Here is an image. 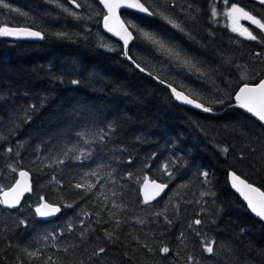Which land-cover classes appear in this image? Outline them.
Returning <instances> with one entry per match:
<instances>
[{
	"label": "trees",
	"instance_id": "trees-1",
	"mask_svg": "<svg viewBox=\"0 0 264 264\" xmlns=\"http://www.w3.org/2000/svg\"><path fill=\"white\" fill-rule=\"evenodd\" d=\"M141 1L156 14L122 11L134 37L128 55L212 111L176 102L121 56L119 41L101 30L100 41L94 33L103 11L95 0H89L91 19L56 14L26 25L43 34L39 40L0 36V185L15 176L9 165L26 169L32 180L16 209L0 205V264H187L189 254L200 264H264V223L226 180L232 170L264 191V128L230 106L243 83L236 65L264 62V43L231 34L224 16L211 14L213 3L221 11L238 3L264 20V6ZM9 147L13 152L4 151ZM144 175L167 183L149 203L138 192ZM41 197L60 207L54 218L37 217ZM205 239L215 241L212 254L203 251ZM163 246L168 254L159 252ZM101 247L105 252L94 255ZM25 250L39 255L30 259Z\"/></svg>",
	"mask_w": 264,
	"mask_h": 264
},
{
	"label": "snow or ice",
	"instance_id": "snow-or-ice-1",
	"mask_svg": "<svg viewBox=\"0 0 264 264\" xmlns=\"http://www.w3.org/2000/svg\"><path fill=\"white\" fill-rule=\"evenodd\" d=\"M49 2H52V0H49ZM69 3L74 4L76 7H81L79 3H77V0H68ZM101 3L104 4V6L108 9L109 15L104 16L105 21V28L112 32V27L109 26V20L115 15V9L125 7V8H138L141 12L148 13V15H154L156 13L149 12L148 8L144 7L143 4L140 3H125V0H100ZM225 4H228V0H224ZM56 3L59 5V0H56ZM259 3L261 5H264V0H259ZM0 7L4 9H10L13 12H18V9L11 8V6L5 2V0H0ZM64 11H68L67 8H64ZM74 17H77L76 13H70ZM211 14L213 20L218 15H226L229 17V19H234L238 21L240 18L247 20L250 22L251 25H255L256 28L260 30V33L254 34V30H249V28H244L241 26V28L233 27L232 31L237 32L239 31V34L241 36H246L247 39L258 41L260 43H264V35H261V33H264V20L258 19L255 15H252L249 11H246L245 8L240 7L238 3H232L230 8L227 9L226 13H219L217 11V8L215 4L213 3ZM233 14H239L237 17H234ZM164 19L167 20L169 24H171L174 28L179 29L181 32L184 31V29L181 27L179 23H177L175 20L170 19L167 16H164ZM131 27H135L133 25H129ZM121 27L125 31L126 35L122 36L121 39H123V45H124V55L132 61V63L135 64V67L139 69L141 72L144 71V68L140 66L139 63H136L131 56L128 55V46L130 41L134 39L131 32L127 31V28L124 27L123 23H121ZM116 35H119V33H115ZM187 34V33H186ZM57 35H64L63 33H57ZM145 37H148V33H143ZM190 35V34H188ZM0 36H28L32 38H43V34L39 31H33L31 28L27 27H0ZM154 44H158L161 49L165 47V45L160 42L153 40ZM102 47H108L109 50H111L110 46L106 44H102ZM178 55V54H177ZM256 56H261L260 52L256 53ZM188 63V62H186ZM192 68H196V65H191ZM237 70L241 69L240 65H236ZM199 71V69H196ZM150 75V74H149ZM241 81H243V86L239 87V91L235 93V102L236 106H238L241 109H245L247 113H251L252 116L256 117L258 121L261 123L262 126H264V68H249L248 66H244V70L241 73L240 77ZM258 81V82H257ZM161 84L165 83L163 79H160L159 81ZM73 84L79 83L77 80L72 81ZM239 86V85H238ZM169 88H171V91L175 94L176 99L182 100L183 102L194 105L196 108L202 109L204 112H211V107H204L201 103H196L193 99L188 98V96L184 95L182 92H178L174 87H172L171 84L168 85ZM218 103L223 104L224 100H218L216 101ZM33 108L35 106H32ZM78 136L83 137L82 133H77ZM245 135H247L245 133ZM5 137L0 134V141H3ZM105 139L104 135L99 136V140L103 141ZM89 141H85V143H88ZM22 146V145H21ZM4 151H7L9 153L13 152V148L9 147L7 149H4ZM222 151L224 153L228 152V148H223ZM18 154V153H17ZM77 159H80V157H76ZM63 161H56V163H62ZM9 168L11 169L12 173L17 172V168L14 165H9ZM164 171L167 175L171 176L172 173L168 171V165H164ZM95 175V173H92ZM203 176L207 177L208 173L203 172L201 173ZM229 175L233 178L234 181H239V184L243 186V189L237 187L236 183H233V187L237 188V191L240 192L241 196H243L244 200L247 201V206L253 213L256 214L257 217H259L262 221H264V191H261L260 188L254 187L252 184L247 183L245 180L240 179L239 176L235 174V172H230ZM19 176L22 179L16 180L15 185H13L11 188H8L7 190H4V185H0V191H3V198L0 199V205H3L7 208H14L16 207L21 200V197L24 195L25 192H30L31 188L28 186L27 180L25 178L28 177V172L24 170L19 171ZM55 179V177H53ZM58 182V181H57ZM155 183V182H153ZM76 188H81L82 185L77 183L75 185ZM93 186L88 185V190H91ZM157 191L153 196L145 195L144 203H149L152 199H155V196H159L161 192L164 191V189L167 187L166 184H158L155 185ZM201 195H205V193H201ZM43 197H41V200L43 201ZM68 207H71V205H68ZM42 209H51V211H44ZM60 208L56 207L52 204L48 203H41L36 207V214L39 216H49L54 214L55 212H59ZM157 215H160V213H157ZM144 221H139V223H143ZM171 223V221H168ZM21 224L24 223V221H20ZM83 223V221H81ZM195 224H200L201 220L197 219L194 221ZM69 229L71 230L72 225L69 224ZM191 227V225H190ZM243 231V229L241 230ZM83 235V234H82ZM183 235V233L181 234ZM199 235V233H197ZM107 237H111L112 233L106 232ZM215 244V241L210 240H203V251L208 254H212L214 251L213 245ZM147 247V245H145ZM67 251V249H65ZM151 251V249H149ZM26 255L31 259L34 257H38L39 253L37 251H27L25 250ZM105 252V248L101 247L97 249L94 252V255L99 256L100 254ZM159 252L161 254H168L170 252V249L167 246H163L159 249ZM51 260V258H49ZM45 264H48L46 261ZM187 264H200L199 260L194 258L191 254L187 257Z\"/></svg>",
	"mask_w": 264,
	"mask_h": 264
},
{
	"label": "water",
	"instance_id": "water-1",
	"mask_svg": "<svg viewBox=\"0 0 264 264\" xmlns=\"http://www.w3.org/2000/svg\"><path fill=\"white\" fill-rule=\"evenodd\" d=\"M95 1L100 5V7H101L102 10H103V14H102V16H101L100 19H99V28H100V30H101L104 34H106L108 37H110V38H112V39H114V40H116V41H119V42L122 44V55H121V56H122L126 61L132 63V61H130V60H129V59L123 54V53H124V45H123V39H121V37H122V36H125L126 33H125V31L123 30V28L121 27V23H123V25H124L125 28H127V31H128V32H131V30L129 29V27H128L126 21L122 18L121 13H122V11H125V10H126V11H131V12H134V13H137V14H140V15H144V16H147V17H151L152 15H148V13L141 12L138 8H125V7L117 8V9H115V15H114V16L109 20V22H108V23H109V26L112 27V29H113L112 32H109V31L105 28V26H104V25H105L104 16L109 15V13H108V9L104 6L103 3L100 2V0H95ZM253 1L259 3V0H253ZM137 2L140 3V4H143L144 7H146V5H145L141 0H125V3H137ZM259 4H260V3H259ZM146 8H147V7H146ZM148 10H149V9H148ZM149 12H151V11L149 10ZM5 26H7V27H17V28H19V27H27V28H31L33 31H39V30H37L36 28L30 27V26H24V25H5ZM39 32H40V31H39ZM117 32L119 33V35H116V34H115V33H117ZM131 33H132V32H131ZM132 36H133V33H132ZM4 37H5V38H8V39H11V40H16V39H21V38H22V39H30V40H39V39H41V38H32V37H28V36H4ZM132 64L135 66L134 63H132ZM143 72L146 73L147 75L150 74V73H148V72L145 71V70H144ZM150 76H151L155 81H157L158 83H160V82H159L160 80H159L157 77H155V76H153V75H151V74H150ZM257 82H258V81H257ZM160 84H161V83H160ZM162 85L168 89L170 95L173 97V99H174L176 102L180 103L181 105L189 106V107H192V108H195V109H198V110L203 111L202 109L196 108L194 105H190V104H187V103L183 102L182 100H178V99H176L175 94L171 91V88L168 87L169 83L165 82V83H163ZM242 86H243V83L240 84V85L236 88V90H235V92H234V94H233V97H232L233 102L230 104V106H236V102H235V93H236L237 91H239V87H242ZM172 87H174V86H172ZM174 88H175V87H174ZM175 89H176L178 92H182L184 95L188 96V98L193 99V98H191L189 95H187L185 92H183V91H181V90H179V89H177V88H175ZM193 100H194L196 103H199V102L196 101L195 99H193ZM236 107H238V106H236ZM238 108H239V107H238ZM239 109H240L241 111H243L245 114L249 115L251 118H253L255 121H257V122L261 125V123L258 121V119H257L256 117L252 116L251 113H247V111H246L245 109H241V108H239ZM261 126H262V125H261ZM262 127L264 128V126H262ZM20 170H24V171L28 172V171H27L26 169H24V168H20V169H18L17 172L15 173V176H14L12 182H11L7 187H4V190H7L8 188H11L13 185H15L16 180L22 179V178L19 176V171H20ZM230 172H234V171H232V170H228L227 173H226V180H227V183H228L229 187H230L231 190H232V191H233V192L239 197V199L245 204L246 208L250 211V213H251L254 217H256V218H258L259 220H261L259 217L256 216L255 213H253V212L251 211V209L248 208V206H247V201H245L244 198H243V196H241L240 192L237 191V188H234V187H233V183H236L237 187L243 189V186L239 184V181H234L233 178L229 175ZM235 174H236L237 176H239L240 179H243V180H245L247 183L252 184L254 187H257L256 185H254L253 183L247 181L245 178H243L242 176H240V175L237 174L236 172H235ZM25 179L27 180L28 186H30L31 191H32V180H31V175H30L29 172H28V177L25 178ZM153 182H155V183H153ZM158 184H166V185H167V183H165V182L159 181V180L154 179V178H149L147 175H144V177H143V178L141 179V181H140L139 188H138V192H139L140 198H141V200H142L143 202H144V200H145V195L153 196V195L155 194V192L157 191L155 185H158ZM166 188H167V187H166ZM166 188L164 189V191L166 190ZM258 188H259V187H258ZM260 190H261V189H260ZM31 191H30V192H31ZM164 191L161 192L159 196H155V199H152L150 202H152V201L156 200L157 198H159V197L164 193ZM261 191H262V190H261ZM30 192H25V193H24V195L21 197L20 203H19L16 207H14V208H7V207H5V206H3V205H2V207L7 208V209H11V210L16 209V208L21 204V202L23 201V198H24L27 194H29ZM2 198H3V191H0V199H2ZM45 202L48 203V204H52V205H54V206H56V207H59V206H58L57 204H55V203H51V202H49V201H47V200H45V199H43V201H42L41 199H39L38 203H37L36 206H35V212H36V207H37L38 205H40L41 203H45ZM59 208H60V207H59ZM42 210H44V211H51V209H42ZM58 213H59V212H55L54 214L49 215V216H39V215H37V214H36V215H37V217H39L40 219L47 220V219L54 218ZM261 221H262V220H261ZM262 222L264 223V221H262Z\"/></svg>",
	"mask_w": 264,
	"mask_h": 264
},
{
	"label": "rangeland",
	"instance_id": "rangeland-1",
	"mask_svg": "<svg viewBox=\"0 0 264 264\" xmlns=\"http://www.w3.org/2000/svg\"><path fill=\"white\" fill-rule=\"evenodd\" d=\"M6 3H8L11 8L18 9V12H13L10 9H4L0 7V27H3L4 25H32V26H37L42 23L43 19L47 16H55L56 14H61L62 16L65 14H70V13H76L78 17L84 18L85 16L89 19L93 17V12L90 8V2L89 0H77V3L81 5V7H76L74 4H71L68 2V0H59V5L58 6L56 3V0H52V2H49V0H5ZM232 3L228 4L225 6L221 11H217L219 13H226L227 9L230 8ZM64 8H67L68 11H64ZM212 9V8H211ZM54 14V15H51ZM102 15V12L100 13V17ZM234 17H237L239 14H233ZM225 18V25L226 29L231 32V34H237L239 36V31L233 32L232 28L237 27L241 28L243 26L244 28H248V23L249 25L250 22L247 20H244L240 18L238 21L234 19H229L226 15H223ZM99 17V19H100ZM255 26V25H254ZM242 30V28H241ZM100 29L95 28V35L97 38L102 41L103 36L102 32L100 33ZM264 35V33H262ZM137 54V53H136ZM140 54V55H139ZM138 57L145 61H149V57L145 54L139 53ZM249 64H242L241 65V73L244 70V66H248L249 68L251 67L250 62ZM264 65V62L260 61L259 65L255 66V68H262ZM160 68H163L159 66ZM173 74H179V76H182V73H179L178 70H174ZM183 86L185 84L181 82Z\"/></svg>",
	"mask_w": 264,
	"mask_h": 264
},
{
	"label": "bare ground",
	"instance_id": "bare-ground-1",
	"mask_svg": "<svg viewBox=\"0 0 264 264\" xmlns=\"http://www.w3.org/2000/svg\"><path fill=\"white\" fill-rule=\"evenodd\" d=\"M146 74V73H145Z\"/></svg>",
	"mask_w": 264,
	"mask_h": 264
}]
</instances>
